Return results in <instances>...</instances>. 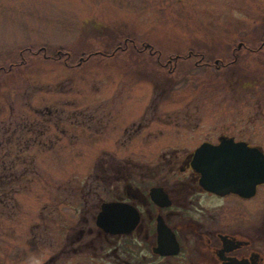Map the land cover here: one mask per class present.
Instances as JSON below:
<instances>
[{
	"label": "rangeland",
	"instance_id": "374dc122",
	"mask_svg": "<svg viewBox=\"0 0 264 264\" xmlns=\"http://www.w3.org/2000/svg\"><path fill=\"white\" fill-rule=\"evenodd\" d=\"M0 129L27 172L0 264H89L72 242L98 203L205 141L264 150V0H0Z\"/></svg>",
	"mask_w": 264,
	"mask_h": 264
},
{
	"label": "flooded vegetation",
	"instance_id": "af4514ba",
	"mask_svg": "<svg viewBox=\"0 0 264 264\" xmlns=\"http://www.w3.org/2000/svg\"><path fill=\"white\" fill-rule=\"evenodd\" d=\"M194 152L185 157L176 174L174 168L170 170L163 184L155 183L149 189L143 183L126 186L123 196L106 201L135 208L138 220L131 231L113 234L118 223H103L106 229L98 226L97 216L105 201L98 203L93 225L89 230L82 226L72 242L78 246L72 245L73 253L88 250L89 264H264V184L257 186L252 197L210 192L192 166ZM155 187L163 189L168 199L154 201L150 193ZM129 217L128 209L120 214L124 230L130 228L125 223ZM161 225L170 231L163 239L168 246L162 251Z\"/></svg>",
	"mask_w": 264,
	"mask_h": 264
},
{
	"label": "water",
	"instance_id": "95a60500",
	"mask_svg": "<svg viewBox=\"0 0 264 264\" xmlns=\"http://www.w3.org/2000/svg\"><path fill=\"white\" fill-rule=\"evenodd\" d=\"M218 145L203 143L193 155V168L201 174V185L208 191L220 195L236 193L252 197L258 185L264 184V152L258 147H250L246 142H236L229 137H221ZM154 201L168 199L161 188L151 189ZM126 209L130 212V219L125 223L130 224L127 230L122 229L120 214ZM133 210V211H132ZM125 219V218H124ZM138 220L135 208L122 202H105L97 217V225L105 228L103 223L111 226L118 223L114 233L131 231ZM132 225V226H131ZM106 229V228H105ZM169 229L166 225L160 227V247L166 249L163 241L168 237Z\"/></svg>",
	"mask_w": 264,
	"mask_h": 264
},
{
	"label": "trees",
	"instance_id": "16d2710c",
	"mask_svg": "<svg viewBox=\"0 0 264 264\" xmlns=\"http://www.w3.org/2000/svg\"><path fill=\"white\" fill-rule=\"evenodd\" d=\"M148 50L143 49L140 50V53H144ZM152 56V54H150ZM231 65V64H230ZM229 66V64H228ZM225 67V66H221ZM1 134V129H0ZM13 138H0V146L11 144ZM9 152L7 154L5 153L4 157H0V204L7 202L8 200H14L16 201V195L20 191V189L17 187L22 179L24 177V180H26L27 172L24 171L23 174H17L15 171L11 172L10 174H7V169H9L8 166V160H9ZM17 167V164L14 168Z\"/></svg>",
	"mask_w": 264,
	"mask_h": 264
}]
</instances>
